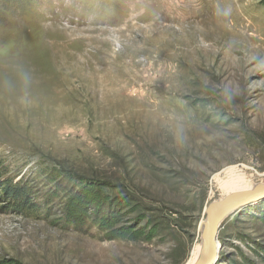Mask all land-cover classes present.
<instances>
[{"label":"rangeland","instance_id":"1","mask_svg":"<svg viewBox=\"0 0 264 264\" xmlns=\"http://www.w3.org/2000/svg\"><path fill=\"white\" fill-rule=\"evenodd\" d=\"M254 55L264 0H0V264H187L215 178L264 185ZM213 264H264V198Z\"/></svg>","mask_w":264,"mask_h":264},{"label":"water","instance_id":"2","mask_svg":"<svg viewBox=\"0 0 264 264\" xmlns=\"http://www.w3.org/2000/svg\"><path fill=\"white\" fill-rule=\"evenodd\" d=\"M264 198V186L248 193L224 198L209 205L203 230V253L198 264H213L217 251V232L221 222L240 208Z\"/></svg>","mask_w":264,"mask_h":264},{"label":"bare ground","instance_id":"3","mask_svg":"<svg viewBox=\"0 0 264 264\" xmlns=\"http://www.w3.org/2000/svg\"><path fill=\"white\" fill-rule=\"evenodd\" d=\"M215 183L218 185V188L225 194L224 198L231 197L237 194L248 193L254 189L264 186L260 185L261 183L258 185L251 184L249 180L244 177L243 173L234 167H230L226 169L221 175H218L215 178ZM206 222L207 218L201 229L200 240L198 244L193 247L187 264L199 263L200 257L203 253V230Z\"/></svg>","mask_w":264,"mask_h":264},{"label":"trees","instance_id":"4","mask_svg":"<svg viewBox=\"0 0 264 264\" xmlns=\"http://www.w3.org/2000/svg\"><path fill=\"white\" fill-rule=\"evenodd\" d=\"M3 196L7 199L11 206L17 210H31L34 205L29 201L28 194L24 187L18 185H11L8 181H2Z\"/></svg>","mask_w":264,"mask_h":264},{"label":"clouds","instance_id":"5","mask_svg":"<svg viewBox=\"0 0 264 264\" xmlns=\"http://www.w3.org/2000/svg\"><path fill=\"white\" fill-rule=\"evenodd\" d=\"M224 16L230 15L229 10L222 13ZM253 61V70L264 73V59H258L255 55L251 58ZM237 95H239L238 85H227L224 89V97L226 101L231 102Z\"/></svg>","mask_w":264,"mask_h":264}]
</instances>
